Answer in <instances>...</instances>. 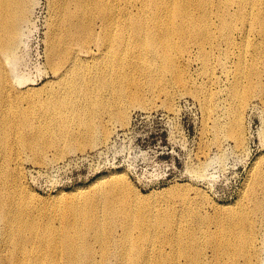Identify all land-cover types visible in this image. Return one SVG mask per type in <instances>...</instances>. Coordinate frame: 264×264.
<instances>
[{
	"label": "rangeland",
	"instance_id": "obj_1",
	"mask_svg": "<svg viewBox=\"0 0 264 264\" xmlns=\"http://www.w3.org/2000/svg\"><path fill=\"white\" fill-rule=\"evenodd\" d=\"M55 7L56 0L32 2L19 47L5 60L15 91H38L54 80L50 37ZM221 41L206 46L205 55L197 46L185 53L181 47L174 49L163 72L155 68L161 59L153 62L151 53L132 47L124 53L132 68L122 93L119 86L114 89L116 78L108 72L105 85L90 98L92 91L80 80L85 88L74 99L75 110L38 104L42 92L22 95L25 101L15 107L19 115L28 116L24 133L34 138L35 130L46 140H34L32 147L17 141L11 153L0 146V174L13 180L20 175L41 200L34 205L40 223L50 221L55 227L61 225L62 210L72 204L81 208L70 216L71 222L81 223L83 201L96 193L93 189L80 201L66 200L60 210L50 212L62 195H77L79 186L123 174V190L111 204L129 215L132 242L123 240L125 225L119 226L112 240L119 255L105 260L96 243V264H135L131 253L146 243L147 235L155 236L146 245L153 261L138 264H158L155 250L169 241L160 240L165 234L178 235L175 241L188 246L187 253L179 248L172 264H243L255 251L256 264H264V27L246 34L222 33ZM88 49L94 53L81 54V59H98L100 51L94 45L82 51ZM254 57L260 68L256 81L261 83L252 88V97L250 80L244 77L243 93L251 98L240 113L243 142L238 145L232 126L238 105L231 91L241 76L238 69L248 67ZM106 204L100 211L107 216ZM4 230L0 223V264H8L13 242L4 240Z\"/></svg>",
	"mask_w": 264,
	"mask_h": 264
},
{
	"label": "bare ground",
	"instance_id": "obj_2",
	"mask_svg": "<svg viewBox=\"0 0 264 264\" xmlns=\"http://www.w3.org/2000/svg\"><path fill=\"white\" fill-rule=\"evenodd\" d=\"M32 2L0 0V133H5L3 140L0 135V146L4 145L10 153L17 141L24 147H32L34 140H46L41 132L37 135L34 130V138H28L23 131L29 125L28 116L19 115L15 104L25 101L24 94L35 92V97L42 92L38 104L49 109L75 110L74 99L85 88L83 83L92 91L90 98L96 89L105 85L107 72L115 76L113 87L119 86L118 91L122 93L126 72L132 68L124 53L132 47L151 53L153 62L161 59L163 62L156 64L155 68L163 72L171 59V52L178 47L185 53L197 46L205 55L206 46L222 44V41L218 42V38L222 40V33L226 35L240 30L246 34L250 30L259 32L264 27V5L257 4L259 0H56L50 37V67L54 80L41 90L21 92L15 91L17 88L12 83L5 60L14 56L19 47L21 33L31 15ZM230 43L228 38L227 44ZM91 45L100 51L98 59H81V54L94 53L93 49L82 51ZM134 68L142 69L141 66ZM238 72L241 76L236 77L231 95L238 105L232 126L235 141L240 145L243 142L240 113L251 98L247 99V96L255 97L252 88L261 83L256 81L260 72L257 58L254 57L248 67L241 66ZM244 77L250 80V86H247L252 90L250 95L243 93L246 88ZM114 174L107 181L100 177L90 186H79L77 195H62L50 212L60 210L59 206L65 205L66 200L80 201V196L93 189L96 193L83 201L81 223L70 219L80 212L81 206H65L60 227L50 221L40 223L34 205L41 200L24 185L20 175L13 180L12 176L0 174V223L5 225L4 240H13L8 264H96L93 262L99 253L96 243L102 246L101 255L105 260L119 255L118 244L116 241L112 243L116 240L113 234L119 226L125 225L123 240L132 242V227L126 225L129 215L111 204L117 201L115 197H119L123 190L119 185L123 174ZM103 203H107V216L100 211ZM154 238L153 235L145 236L146 243L131 253L133 263L148 261L146 245L152 242L147 240ZM160 240L169 241L160 242L155 250L158 264H172L179 248L181 254L188 252L186 244L175 241L179 240L178 235L165 234ZM257 256L255 251L253 257L244 259L243 264H256ZM172 257L175 258L171 263ZM234 262L239 264L238 260Z\"/></svg>",
	"mask_w": 264,
	"mask_h": 264
}]
</instances>
